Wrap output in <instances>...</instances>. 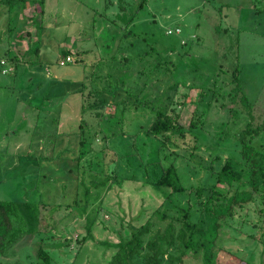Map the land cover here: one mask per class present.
Wrapping results in <instances>:
<instances>
[{"label":"rangeland","instance_id":"1","mask_svg":"<svg viewBox=\"0 0 264 264\" xmlns=\"http://www.w3.org/2000/svg\"><path fill=\"white\" fill-rule=\"evenodd\" d=\"M37 1L0 0V200L20 217L0 264H105L146 222L144 242L185 220L206 233L216 172L239 159L245 125L264 123V0ZM7 22L18 34L4 52ZM158 108L181 134L147 132ZM169 165L179 192L155 184ZM216 236L222 260L264 264L260 196Z\"/></svg>","mask_w":264,"mask_h":264},{"label":"trees","instance_id":"2","mask_svg":"<svg viewBox=\"0 0 264 264\" xmlns=\"http://www.w3.org/2000/svg\"><path fill=\"white\" fill-rule=\"evenodd\" d=\"M37 4L40 5L39 11H42L41 1L38 0ZM141 5L142 2L139 3V6ZM26 18L28 26L32 25L37 28L34 17ZM27 32L29 31H25ZM232 79L235 80V74ZM193 124L191 123L190 126ZM263 129L264 123L254 127L246 124L238 137L239 159L226 158L216 172L214 182L224 189H218L214 185L202 205V212L210 218L206 233L195 223L185 220L182 221L181 227L174 236L173 226L167 223L164 229H157L144 242L142 235L150 230V224L146 222L131 231L130 237L116 248L105 264H138L135 262L136 257L142 259L140 264H160L161 257L164 255L168 259L167 264H188L183 261L187 251L194 259L199 260L197 264H217L219 260H222L221 247L215 244L220 224L232 216L234 207H244L253 200L255 194L260 196L264 205V147L252 143L253 138L258 136ZM147 130L151 135L162 136L167 141L170 137L182 133V127L176 122L175 116L170 117L164 108L155 110L154 118ZM155 184L169 187L174 192H179L182 188L176 169L172 165L161 171ZM233 184H236L234 188H232ZM241 184L245 187L238 188ZM13 221H20L16 204L12 201L0 200V252L7 243L18 237L19 229L13 226ZM173 238L177 241L178 253L171 255L168 253V248ZM37 255L42 259L46 258L41 246L37 249ZM221 264L250 263L229 253L223 258Z\"/></svg>","mask_w":264,"mask_h":264},{"label":"crops","instance_id":"3","mask_svg":"<svg viewBox=\"0 0 264 264\" xmlns=\"http://www.w3.org/2000/svg\"><path fill=\"white\" fill-rule=\"evenodd\" d=\"M8 24H6V27L3 29V34L6 35V37L8 38L7 44L6 46L3 48V51L8 52L10 51V41L11 39H13V36L17 35L16 33H13V29L12 27L9 25V22H7ZM17 46V45H16ZM18 47V46H17ZM14 53V52H13ZM2 54V53H1Z\"/></svg>","mask_w":264,"mask_h":264},{"label":"built area","instance_id":"4","mask_svg":"<svg viewBox=\"0 0 264 264\" xmlns=\"http://www.w3.org/2000/svg\"><path fill=\"white\" fill-rule=\"evenodd\" d=\"M167 34H170V33H178L179 32V29L178 28H174L172 30L168 29L167 31ZM69 60V56L66 55L64 57V60L60 61V64H63L64 62H67ZM4 64H5V61L3 59V56H0V72L2 74H5L6 73V68L4 67Z\"/></svg>","mask_w":264,"mask_h":264}]
</instances>
